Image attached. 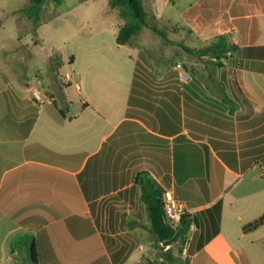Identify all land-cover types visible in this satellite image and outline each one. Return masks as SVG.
<instances>
[{
	"label": "crops",
	"instance_id": "obj_1",
	"mask_svg": "<svg viewBox=\"0 0 264 264\" xmlns=\"http://www.w3.org/2000/svg\"><path fill=\"white\" fill-rule=\"evenodd\" d=\"M196 4L236 47L214 75H147L133 47L119 91L76 102L59 65L41 78L37 43L15 76L3 57L0 264H138L157 244L140 173L184 204L183 264H264V224L247 228L264 214V0Z\"/></svg>",
	"mask_w": 264,
	"mask_h": 264
},
{
	"label": "rangeland",
	"instance_id": "obj_2",
	"mask_svg": "<svg viewBox=\"0 0 264 264\" xmlns=\"http://www.w3.org/2000/svg\"><path fill=\"white\" fill-rule=\"evenodd\" d=\"M196 1L142 0L148 20L165 33L166 39L143 27L130 46H117L115 31L123 21L117 17L116 9L107 7V0H59V3L47 0L36 25L18 12L28 5V0H0V49H4L0 51V61L10 56L7 62L11 63L15 76L20 73V47L37 43L41 78H46L49 66L59 65L60 81L70 83L61 86L62 91L76 102L84 98L92 84L96 93L119 91V79L129 75L131 62L127 57L133 47L147 75L177 76L180 71L173 69L176 64L187 75H214V67L207 60L183 49L199 50L217 38L213 34L220 24L210 20L220 12L202 13L197 10ZM70 57L74 63L69 62ZM74 109L71 105L72 112ZM156 245L138 264H147L148 260L155 264H183L178 254V248L183 247L181 242L165 246L164 250ZM261 247L264 250V244ZM165 250L170 251L174 261L163 257Z\"/></svg>",
	"mask_w": 264,
	"mask_h": 264
},
{
	"label": "trees",
	"instance_id": "obj_3",
	"mask_svg": "<svg viewBox=\"0 0 264 264\" xmlns=\"http://www.w3.org/2000/svg\"><path fill=\"white\" fill-rule=\"evenodd\" d=\"M47 0H28V5L20 9L18 12L23 14L33 25H36L40 20L42 6ZM108 6L116 9L119 18L123 21L116 33L115 43L117 46L128 45L131 40L135 38L143 27H148L157 36L166 39L165 33L150 23L147 12L143 6L142 0H107ZM59 3V0H54ZM183 49L201 60L211 62L213 67L221 68L223 66L222 60L229 58V56L236 49L235 46L230 45L224 36H218L215 41L207 47L199 50H191L187 47ZM147 176L145 173H140L135 178V183L140 186L141 199L145 206L147 217L149 220V230L155 236L157 245L161 243V248L170 246L179 241L183 245L186 242V234L191 224V219L187 215H183L179 225L176 228L171 227L164 221L163 213V190L152 180L147 179L143 182V177ZM213 209L219 214L220 203L216 204ZM264 224V214L249 224L247 228H256ZM216 233V231H215ZM164 250V249H163ZM163 257L169 262L174 261L170 251L165 250ZM163 258V259H164ZM32 263H35L32 258ZM147 264H155V261L148 260Z\"/></svg>",
	"mask_w": 264,
	"mask_h": 264
},
{
	"label": "built area",
	"instance_id": "obj_4",
	"mask_svg": "<svg viewBox=\"0 0 264 264\" xmlns=\"http://www.w3.org/2000/svg\"><path fill=\"white\" fill-rule=\"evenodd\" d=\"M175 69L181 71L182 67L180 64H176ZM33 95L37 102L43 103L46 100L45 96L39 90H35ZM260 168L261 174L264 176V165ZM162 209L164 213V221L171 227L176 228L179 225L182 216L185 214L184 204L178 201L170 190H164Z\"/></svg>",
	"mask_w": 264,
	"mask_h": 264
}]
</instances>
